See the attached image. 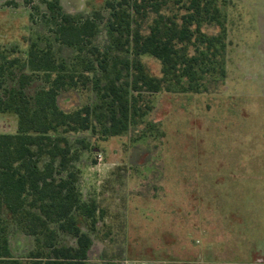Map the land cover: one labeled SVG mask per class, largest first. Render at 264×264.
<instances>
[{"label":"rangeland","instance_id":"1","mask_svg":"<svg viewBox=\"0 0 264 264\" xmlns=\"http://www.w3.org/2000/svg\"><path fill=\"white\" fill-rule=\"evenodd\" d=\"M45 1L0 0V64L13 62L0 78L3 134L17 132L15 108L57 74L29 67L31 44L66 62L64 74L81 72V54L54 41ZM105 1L59 0L67 13L101 11L107 18ZM179 6L167 0L161 13L180 18ZM225 9L223 84L200 94H135L140 111L119 136L64 135L72 155L63 176L71 172L82 199L102 213L92 230L78 220L92 241L86 264H264V0H229ZM154 18L136 16L143 35ZM100 27L94 43L102 49ZM202 31L214 35L217 28ZM140 61L160 77L159 61L147 55ZM96 102L91 86L80 82L58 91L57 106L66 113ZM59 243L75 246L63 234ZM9 246L15 257H26L33 238L10 224Z\"/></svg>","mask_w":264,"mask_h":264},{"label":"trees","instance_id":"2","mask_svg":"<svg viewBox=\"0 0 264 264\" xmlns=\"http://www.w3.org/2000/svg\"><path fill=\"white\" fill-rule=\"evenodd\" d=\"M44 3L54 41L81 54V72L64 74L67 63L58 64L50 49L29 47V67L57 74L47 89L15 108L17 132L0 133V264H24L25 258L32 264H86L92 241L78 220L87 221L92 230L102 213L95 201L82 199L71 172L63 176L72 155L65 134L122 135L140 111L135 94L206 93L226 78L229 0H175L183 10L180 18L161 13L167 0H106L107 18L101 11L67 13L59 0ZM148 13L155 18L143 35L136 16ZM101 25L107 39L102 49L94 43ZM204 25L217 33L207 35ZM144 55L159 61L160 77L148 74L140 61ZM7 66L13 62L0 64V78ZM79 82L91 86L97 102L63 112L57 106L58 91ZM10 224L33 238L34 248L26 257H15L10 250ZM60 234L71 237L75 246L61 245Z\"/></svg>","mask_w":264,"mask_h":264}]
</instances>
